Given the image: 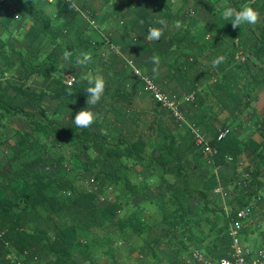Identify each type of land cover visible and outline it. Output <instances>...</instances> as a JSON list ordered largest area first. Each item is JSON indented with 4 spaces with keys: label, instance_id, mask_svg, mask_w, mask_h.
<instances>
[{
    "label": "trees",
    "instance_id": "trees-1",
    "mask_svg": "<svg viewBox=\"0 0 264 264\" xmlns=\"http://www.w3.org/2000/svg\"><path fill=\"white\" fill-rule=\"evenodd\" d=\"M39 1L0 0V36L15 29L18 16L27 14L33 21L25 32L27 45L23 50H16L11 61L7 60L5 48L0 45L3 53L0 57L4 59L5 65H0V76L12 68L18 73L14 74L12 70L10 78H0V122L4 123L15 116H27L31 117L32 124V131L16 132L17 139L12 146H16L17 150L8 158L14 168L11 172H0V228L4 230L3 239H0V264H15L16 260H21L23 264H37L39 261L43 264H78L73 254L81 244L82 232L97 233L100 229L107 232L108 227H112L110 231L115 234L118 232L117 237L123 238L124 233L132 235L145 232L151 248L163 239L169 240L176 253L189 251V245L183 242L184 237L189 240L198 238L200 242L211 237V244L205 242L202 246L205 255L211 260L227 256L230 251L229 223L238 219V209L256 198L255 177L234 181L237 193L228 195L230 212L226 216L223 212L221 214L222 206L217 204L218 196L213 192L218 183L217 177L212 173L201 174L192 162L186 165L182 163L185 151L180 149L182 145L172 131L158 133L156 141L161 148L158 157L146 155L145 135L148 133H138L140 122L135 120L127 128L122 126L123 116L132 109L131 93L124 87L126 63H123L120 72H116L114 79L105 84L104 92L110 102L100 120L95 119L88 127L75 125V114L87 105L88 94L84 88L90 79L96 78L87 76L86 70L93 69L91 61L96 59L99 49L115 41L104 32V37L100 39L88 37L82 32H78L76 38L71 37L70 23L77 22L81 12L90 8L87 0L52 1L56 2L52 16L42 10L41 5L45 2ZM43 1L50 3L48 0ZM158 1L167 9L165 3ZM193 1L198 7H204L214 14L215 0ZM229 1L228 7L239 9L251 5L259 11V19L255 23H245L235 28L250 34L251 40L255 41L252 46L254 54L264 51V0ZM125 9V14L132 16V19L129 27L123 31V39L132 31L134 36L130 41L133 42L149 37L152 27H164L167 31L166 24L175 23L167 10H156L150 0H128ZM89 13L93 14L94 11ZM119 14L120 11L116 10L115 15ZM63 17L68 25L61 28L55 21ZM161 19L165 21L162 25L159 24ZM194 38V33L188 27L178 28L170 36V46L180 51L170 64V69L187 94L194 93L198 84L197 78L193 76L197 57L190 49ZM86 50L93 51L91 60L78 65L76 58ZM65 52L72 53L71 59L64 58ZM248 61L250 59L247 57L245 64ZM243 71L241 63L232 64L223 71L211 89L214 99L231 114L244 106L258 83L256 80L241 85L239 79ZM68 78H72L70 84ZM31 79H38L39 84L30 85ZM45 97L57 101L51 115L43 105ZM155 105L158 107L160 104L155 101ZM35 111L45 120H41ZM38 132L55 133L61 142L73 146L76 157L84 154L86 159L79 162L82 174L69 178L59 172L45 174L33 170L46 161L45 156L37 154L38 145H45L39 142L35 134ZM188 133L183 142L194 155L202 157L203 150L196 145L192 132ZM216 134L209 140L215 149V164L224 163L227 156L237 158L246 148V144L229 130L221 139H217ZM5 141L0 140V147ZM259 147L257 144V149ZM86 149H91L95 155L91 156ZM257 154L259 157L264 155L260 151ZM169 158L176 161L175 165H168ZM138 164L139 172L144 176L158 175L163 182L166 172L177 177L176 181L165 182L163 189L148 197L157 206L162 232L155 229L154 223L142 220L136 209H129L122 216L118 214V210L129 203V198L113 200L101 207L97 203V191L79 188L81 180L95 186L99 192H104L109 186L123 184L135 194L146 189L149 184L145 180L131 182L130 176L134 173L132 167ZM222 180L226 184L233 179ZM101 216L109 220L108 224L101 222ZM38 219L48 223L51 230L42 228L40 224L34 226L33 223ZM5 240L8 245L4 243ZM151 256L157 257L154 248Z\"/></svg>",
    "mask_w": 264,
    "mask_h": 264
},
{
    "label": "crops",
    "instance_id": "crops-1",
    "mask_svg": "<svg viewBox=\"0 0 264 264\" xmlns=\"http://www.w3.org/2000/svg\"><path fill=\"white\" fill-rule=\"evenodd\" d=\"M193 4L194 1L191 0L187 7H193ZM200 8L202 10L193 8V22L191 21L189 25L182 20L178 23L179 28L188 27L196 38L192 45L197 57L193 76L197 78L198 84L196 91L190 94L184 91L170 69V64L180 52L170 46V36L174 32L172 33L168 29L166 31L163 27L159 39L149 35L140 42L131 41L128 43L123 39L120 24L109 19L104 33L112 36L115 41L113 44L120 46L119 51L125 59H131L134 66L153 79L161 90L176 97L185 118V121L180 123L169 110L161 105L156 107L155 101L135 76L132 68L125 67L124 87L131 93L132 114L123 116L122 126L127 128L135 120L139 121L138 133H148L145 135L146 155L151 154L154 157H158L161 152L159 143L156 141L158 133L172 131L178 143L182 145L180 149L185 151L182 163L186 165L192 162L201 174H214L229 191V195L237 193L234 186L235 180L255 177L256 195L260 199H256V196L249 203H253L254 206L251 209V214L245 218L243 226L245 231L242 229L245 247L249 250L250 255L255 256L259 250L264 251V155L259 157L257 154V151L264 154V51L257 54L252 52L255 41L251 40L250 34L245 30L235 28L236 26H233L230 21L231 17H225L223 14L215 15L204 7ZM129 19L131 21L132 16H129ZM247 57L250 61L245 64ZM236 62L241 63L244 68L239 79L241 85L256 80L258 83L244 106L237 113L231 114L214 99L211 89L223 71ZM190 126L197 127L209 140L219 129L228 128L233 135L246 144V148L237 158H232L230 161L226 158L225 162L221 164H215L214 158L209 162L205 154L198 158L184 143L189 135L188 132L191 133ZM257 144L260 145L258 149ZM167 162L168 165L173 166L176 161L169 158ZM139 170V164L132 167L134 173L130 176L131 182L140 183L145 180L149 184L146 189H141L135 194L132 191L129 192L123 184L109 186L104 192H99L95 186H90V189L97 191L98 205L101 207L108 205L110 203L108 198L111 196H113L112 201L117 199L123 201L129 198V203L118 210L119 212L123 211V214L119 215H124L129 209H136L142 220L150 222L149 212L147 214L141 212V209L147 211L152 204L148 197L154 196L163 189L165 182L176 181L177 177L171 172H166L163 174L165 180L163 182L157 177L158 175L144 176ZM223 177L233 180L224 184ZM192 229L195 230V228ZM156 230L162 232L163 225L158 226ZM130 236L129 246L132 245L138 252L135 253L132 264H198L190 249L191 251L198 249L206 259L211 260L202 249L205 242L211 244V237L206 238L203 242H200L198 238L189 240L184 237L183 242L189 245V251L181 250L179 253L174 251L171 241L163 239L154 244V252L158 255L154 257L151 256L153 248L150 247L149 238L145 232ZM158 249L159 251H157ZM112 263L114 262L112 261ZM37 264L43 263L39 261Z\"/></svg>",
    "mask_w": 264,
    "mask_h": 264
},
{
    "label": "rangeland",
    "instance_id": "rangeland-1",
    "mask_svg": "<svg viewBox=\"0 0 264 264\" xmlns=\"http://www.w3.org/2000/svg\"><path fill=\"white\" fill-rule=\"evenodd\" d=\"M128 0H87V3L90 4V8H87L86 10L81 12V17L76 22L70 23L71 32L70 35L72 38H76V35L78 32H82L83 34H86L88 37H93L95 39H100L101 37H104V28L107 26L109 19H112L116 21L117 24H120L121 26V33L123 34V31L125 27H129L130 25V19L127 14V10L125 9V2ZM163 3L166 4L167 9L164 8L158 0H150V2L153 3L156 10L165 11L167 10V14L170 18H172L175 23L172 24H166V27L168 30H170L172 33L175 32L179 25L178 23L182 20L185 23H191L193 22V8H197L198 10H202V8L198 7L197 5L193 4L192 6H188L189 2L191 0H161ZM39 2H45L43 3L42 10L48 12L51 16L54 15V11L56 9V2L54 3H48L46 1H39ZM215 4H213L214 8V14H223L224 10L228 7L229 0H215ZM196 9V10H197ZM93 10L94 13L91 14L89 11ZM116 10L119 12V15H115ZM213 13V12H212ZM2 15V12H0V16ZM91 16V17H89ZM17 20V26L15 29H13L10 32L2 33L0 36V45H3L5 48L7 60L11 61L15 54L16 50H23L24 47L27 45V38H26V31L27 29L32 26L33 21L32 19L27 15H21L16 18ZM89 22H88V21ZM90 20H93L96 22L91 24ZM122 21V22H120ZM56 25L58 27H64L68 25L67 20L65 17L59 18L55 21ZM191 25V24H190ZM192 26V25H191ZM181 28V27H180ZM183 28V27H182ZM163 29V28H162ZM120 33V34H121ZM134 33L129 32V35L124 37L126 42L131 43V39L133 38ZM122 44V43H121ZM126 45V43H123ZM114 49H112V47ZM14 49L11 50V48ZM123 47V45H122ZM192 50H194L193 46H191ZM120 46L115 45L113 43L108 44V46H105L101 49H99L98 54L96 56V59L91 61V64H94L93 69L86 70L87 76H94V77H100L105 79L106 84H109L111 80L114 79L116 76V72H120V68L122 67L123 63H126V67H130L126 61V59L122 58L123 55L120 53ZM85 53H93L92 50H86ZM0 54H3L0 51ZM119 57H117V56ZM5 56V55H4ZM0 65H4V59L0 57ZM12 70H14V74H18L16 69L12 68L10 72H7L0 76L1 79L4 78H10L12 74ZM67 75V74H65ZM14 78V77H13ZM12 79V78H11ZM30 85L37 86L39 84L38 79H31L29 81ZM125 84V83H124ZM110 102V99L107 98L105 92L100 99V101L97 102L95 105H91L90 107L94 109L95 115H96V121L100 120L102 114L106 111L107 104ZM43 105L47 108V113L49 115L52 114L54 108L57 105L56 100H51L49 97H45L43 101ZM132 109L130 111H127L125 114H132ZM35 114L40 117V113L38 111H35ZM41 120H45L42 117H40ZM128 120V119H127ZM126 120V121H127ZM31 117L27 116H15L11 120L4 121V123L0 122V140H5V143L2 147H0V172L1 173H7L11 172L14 166H12L8 160L9 156L17 150L16 146H12L17 139V131L26 130V131H32V124L30 123ZM93 128V126H92ZM39 137V142L45 144L44 147H41L38 145L37 154H41L46 157V161L42 162L40 165H38L35 169V171L44 172L45 174H55L56 172H59L63 177H69L74 178L79 174H82L80 171L82 168L79 162L82 160H85L86 157L84 154H80L78 157L74 154V148L69 143L61 142L60 138H56L55 133L51 134H43L41 132L35 133ZM88 153L91 156H94L95 153L91 149H86ZM77 174V175H76ZM80 189H86L90 188V184L87 181L81 180L79 183ZM113 196H111L109 201H112ZM228 196L225 199H222L218 196L217 204L219 203V206H222L221 214L222 212L228 216L230 212V207L227 203ZM141 212L147 214L149 212L150 222L155 224L156 229L158 226H160L162 223L159 222L160 217L157 214V206L151 204L147 211H143L141 209ZM118 214H123V211L119 212ZM220 214V215H221ZM101 222L104 224H108L109 220L101 216ZM220 218V217H219ZM42 228H46L49 231L50 226L48 223H45V221H42L41 219L36 220L33 225H39ZM110 228L108 227V231L105 232L104 230L100 229L97 231V233H88V232H82V240L80 246L77 247V249L74 252V257L77 259L78 264H132L133 258H135V255L138 253L132 245L129 246V242L131 241L130 233H124V238L127 240H124V238L117 237L118 232H112L110 231ZM128 235V236H126ZM133 243V242H132ZM173 248V246H172ZM175 249V248H173ZM159 251V249L157 250ZM156 251V252H157ZM190 252L192 254V251L190 249ZM136 253V254H135ZM156 256L157 253H156ZM112 261L114 263H112ZM142 264V263H141ZM144 264V263H143ZM158 264V263H156Z\"/></svg>",
    "mask_w": 264,
    "mask_h": 264
},
{
    "label": "built area",
    "instance_id": "built-area-1",
    "mask_svg": "<svg viewBox=\"0 0 264 264\" xmlns=\"http://www.w3.org/2000/svg\"><path fill=\"white\" fill-rule=\"evenodd\" d=\"M49 2L55 0H48ZM90 23H94L93 20H90ZM112 47V46H111ZM112 49H114L112 47ZM128 65L132 68L133 73L137 76L142 82L145 90L149 92L153 100L157 101L161 106L169 110L172 116L180 123L185 121L184 115L179 107V103L175 96L167 94L159 88L157 83L151 79L147 74L142 72L139 68L134 66L133 61L129 58H126ZM72 78H68V83L70 84ZM228 128H221L218 130L216 136L217 139H221ZM190 131L192 132L195 143L198 145L206 155L209 162L212 161V158L215 154V149L211 146L209 139L195 126H190ZM227 160H232L231 156L227 157ZM245 179V177H244ZM213 192L225 199L229 195V191L223 186V184L218 181L217 185L214 187ZM256 199H260L257 196ZM254 204H249L238 209V219L231 220L228 227V235L230 237V251L227 256L220 257L219 259L209 260L204 257L201 251L198 249L192 250L193 258L198 262V264H264V251L259 250L257 255L253 256L249 254V250L245 247L242 229L245 223V218L251 214V209ZM4 230L0 228V239H3ZM8 245V241H4ZM15 264H23L21 260H16Z\"/></svg>",
    "mask_w": 264,
    "mask_h": 264
},
{
    "label": "clouds",
    "instance_id": "clouds-1",
    "mask_svg": "<svg viewBox=\"0 0 264 264\" xmlns=\"http://www.w3.org/2000/svg\"><path fill=\"white\" fill-rule=\"evenodd\" d=\"M223 15L225 17H231L230 21H232L233 26H240L242 24H252L255 23L259 19V11L251 6L244 5L239 9H235L233 7H227ZM165 21L163 19L159 20V24H164ZM162 34V29L160 27H152L149 31V35L156 39H159ZM72 53L65 52L64 58L66 60L71 59ZM91 60V55L89 53H82L80 56L76 58V63L78 65H84L88 61ZM106 81L103 78L97 77L94 79H90L88 82V86L84 88L87 95V105L86 107L80 109L74 117V123L77 126L88 127L93 121L96 119L95 111L93 108L89 107V105H95L102 98L105 91Z\"/></svg>",
    "mask_w": 264,
    "mask_h": 264
}]
</instances>
